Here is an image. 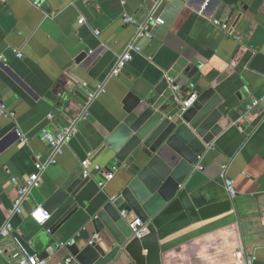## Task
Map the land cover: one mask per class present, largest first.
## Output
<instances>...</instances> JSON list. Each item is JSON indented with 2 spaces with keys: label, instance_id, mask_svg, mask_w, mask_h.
I'll return each instance as SVG.
<instances>
[{
  "label": "crops",
  "instance_id": "1",
  "mask_svg": "<svg viewBox=\"0 0 264 264\" xmlns=\"http://www.w3.org/2000/svg\"><path fill=\"white\" fill-rule=\"evenodd\" d=\"M182 1L168 30L160 38L139 39L141 53L111 76L117 57L136 34V26L122 17L139 23L151 13L161 18L163 6L157 0H0V102L14 114L6 118L0 112V230L7 221L13 229L8 237L0 236V264H18L13 255L26 254L13 233L37 255L45 252L50 261L60 260L57 264L68 263L64 245L70 241L89 244L95 234L89 217L118 191L117 171L103 189L97 183L101 172L109 173L102 143L119 123L122 99L130 92L143 96L165 89L171 83L166 74L179 59L186 61L183 72L190 68L182 96L216 86L231 120L196 166L205 179L197 206L230 200L220 178L224 164L236 196L226 214L167 238L161 264H243L248 254L255 264H264V0ZM214 21L234 27L233 36ZM100 48L86 71L74 62L81 52L89 55ZM99 86L104 91L89 104V116L78 123L64 154L41 172L40 185L26 197L21 215H11L17 197L11 179L24 181L37 172L36 162L49 159L42 131L66 127ZM75 87L87 97L75 93ZM254 101L258 106L248 112ZM87 159L101 170H92L89 179L81 166ZM73 183L77 209L52 233L47 229L60 214L43 226L30 218L57 189ZM115 264L133 262L123 256Z\"/></svg>",
  "mask_w": 264,
  "mask_h": 264
},
{
  "label": "water",
  "instance_id": "2",
  "mask_svg": "<svg viewBox=\"0 0 264 264\" xmlns=\"http://www.w3.org/2000/svg\"><path fill=\"white\" fill-rule=\"evenodd\" d=\"M157 4L163 6V23L149 32L160 38L184 3L157 0ZM102 50L89 55L81 52L74 62L86 71ZM185 66L186 61L179 59L170 68L166 78L171 83L162 91L143 96L130 92L123 97L119 123L102 143L108 159L107 172L120 173L118 191L107 197L88 221L94 233L104 237L83 246L76 240L64 245L67 264H115L123 256L133 264H161V246L167 238L231 210L230 200L197 206L202 198L198 188L205 179L196 166L207 146L230 126L231 120L225 116L226 104L216 86L197 93L193 105L182 110L181 102L188 96L183 97L180 88L186 84L190 70L183 72ZM71 77L80 83L75 74ZM72 90L86 96L80 88ZM72 98L77 103V98ZM76 183L57 189L42 204L50 217L60 214L48 232L52 233L76 211ZM134 220L146 226L140 239L133 237L129 227ZM13 236L26 255L37 256L44 264L60 261H50L45 252L37 255L32 245L15 233ZM37 242L34 239L33 243Z\"/></svg>",
  "mask_w": 264,
  "mask_h": 264
},
{
  "label": "built area",
  "instance_id": "3",
  "mask_svg": "<svg viewBox=\"0 0 264 264\" xmlns=\"http://www.w3.org/2000/svg\"><path fill=\"white\" fill-rule=\"evenodd\" d=\"M122 22L125 24H134L136 26V34L133 40L128 43L124 53L119 55L116 59V62L111 70V76H115L120 73V71L124 68L126 64H128L132 60L133 54H139L141 53V48L138 45L139 39L142 38H151V34L149 30L156 26L162 24V20L160 18L154 17L153 13H151L145 21L139 23L136 19L130 16L124 15L122 17ZM214 25L221 27L226 31L228 35L233 36L234 34V27L227 23H220L218 21L213 22ZM17 58L21 59L22 54L16 53ZM2 64V57H0V65ZM104 91L103 86H99L97 90H95L93 93L89 94L87 98V102L82 108V113L69 121L68 125L64 127L62 130L58 132H51L48 130H43L41 133V140L50 147V156L49 159L45 164L41 162H36V169L37 172L30 175L27 179L24 181H20L17 178H12L11 183L16 187L17 189V197L13 203L11 215H21L22 213V204L25 201L26 197L31 193L33 189H36L40 185V174L45 168L49 165L56 164L59 157H61L64 154V149L67 146V144L74 138V136L77 133V125L81 120H85L88 116V107L89 104L100 94ZM197 99V94L191 93L181 102V108L183 111L190 108L193 103ZM258 106V102L254 101L249 106H247V111H251L254 107ZM0 112L1 114L6 118H13L14 114L12 111H10L5 104L0 102ZM238 129L241 130V128L238 126ZM82 169H83V177L85 179H89L91 177V171H100V168L97 166L91 167V162L89 159L83 161L81 163ZM227 170L228 165L224 164L221 167V175L220 178L223 180L225 190L229 196V199H234L236 196V191L234 188L233 180L230 179L227 176ZM114 173H104L101 172V175L103 177L102 180H100L97 184L100 187V189H103L106 185V182L110 181L113 178ZM30 218L37 223L38 225L43 226L49 219L50 216L42 209L41 206L36 207L34 210L30 213ZM136 226L139 227V230L136 229ZM129 227L133 232V237L140 239L143 235L146 233V226L143 225L138 220H134L129 223ZM12 225L9 221H7L3 228L0 230V236L5 238L8 237L12 233ZM101 240V236L99 234H94L91 237V240L89 241V244H92L93 242ZM13 257L17 259L18 264H43L42 261L38 259L36 256H28L26 254L19 255L14 254ZM243 264H255V257L251 254H248L243 259Z\"/></svg>",
  "mask_w": 264,
  "mask_h": 264
}]
</instances>
